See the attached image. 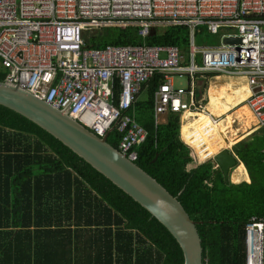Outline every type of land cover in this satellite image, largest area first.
<instances>
[{"label":"trees","instance_id":"trees-1","mask_svg":"<svg viewBox=\"0 0 264 264\" xmlns=\"http://www.w3.org/2000/svg\"><path fill=\"white\" fill-rule=\"evenodd\" d=\"M139 29L88 27L83 40L96 50L189 49L184 26H153L146 38ZM4 79L0 70V82ZM159 80L157 75L149 82V98L135 105V118L148 133L135 163L197 223L204 261L245 264V226L252 217H264V138L234 147L249 184L230 183L212 162L189 169L194 158L181 139L180 116L169 113L155 124ZM120 137L115 130L108 143L118 149ZM183 263L176 240L145 209L50 134L0 106V264Z\"/></svg>","mask_w":264,"mask_h":264},{"label":"built area","instance_id":"built-area-1","mask_svg":"<svg viewBox=\"0 0 264 264\" xmlns=\"http://www.w3.org/2000/svg\"><path fill=\"white\" fill-rule=\"evenodd\" d=\"M101 26H137L142 37L153 26H184L191 62L184 65L174 46L88 48L84 30ZM200 29L220 35L221 44L197 47ZM0 67L3 82L66 113L99 138L116 130L117 150L135 163L148 133L128 113L157 75L162 81L154 95L156 122L173 113L193 121L203 117L207 132L221 126L226 115L212 114L205 99L196 100L198 78L213 75L246 81L245 104L264 127V0H0ZM182 77L189 80L187 90L174 85ZM244 247L245 264H264V217L249 219Z\"/></svg>","mask_w":264,"mask_h":264},{"label":"water","instance_id":"water-1","mask_svg":"<svg viewBox=\"0 0 264 264\" xmlns=\"http://www.w3.org/2000/svg\"><path fill=\"white\" fill-rule=\"evenodd\" d=\"M223 42L230 45L239 43V40L224 39ZM0 106L50 134L145 209L176 240L183 253V264L203 263L197 223L190 218L177 197L112 147L108 136L99 138L66 113L17 85L0 82ZM214 161L225 175L236 165L235 158L226 150L217 154Z\"/></svg>","mask_w":264,"mask_h":264},{"label":"crops","instance_id":"crops-1","mask_svg":"<svg viewBox=\"0 0 264 264\" xmlns=\"http://www.w3.org/2000/svg\"><path fill=\"white\" fill-rule=\"evenodd\" d=\"M149 34H150V31H149ZM149 34L147 36H149ZM196 34L197 36L200 35L201 37H203V40L200 44L196 43L197 42ZM196 34H195V45L199 48L205 47V46H219L221 44L220 35L212 36L208 34L207 32H205L204 29L198 30V33ZM146 37H143V38H146ZM141 46H149V45H141ZM180 50H181V54L183 55V64L189 65L191 62V56H192L191 48H190V33H189V49L187 50V52L183 51V49H180ZM0 70L4 72L1 69V67H0ZM149 82L143 87L139 96L137 97L136 103L133 105V107L130 110L131 114L128 113V115L132 117L136 122L137 120L134 115V110L136 107L135 105L149 98L147 97V91L149 89L148 88ZM160 82L161 81L159 80L155 93L158 90ZM174 85L176 88H183V87L176 86L175 81H174ZM187 88H189V80H188ZM195 93H196L197 101L202 100V98L203 99L206 98L205 100L208 103L207 107H208L209 112L215 115H219V116L226 115V119H224V122L221 124V126L217 128V130L216 128L214 130L208 129L209 130L208 132L206 131V127L208 126L204 122L203 124L204 128L202 130L204 135H208L210 132L212 133L214 132L215 134L218 135V137H221V142L215 145L214 147H211L210 142L212 140L206 143V141H204V138L202 139L199 133H198L199 134L198 136H196L197 134H194L196 129L194 128V126H192L193 120H187L186 118L180 117L181 118L180 119L181 120V139L191 149L192 156L194 158V162L191 165H189L188 168L192 169V168H196L197 166L201 164L212 162L214 164V168L216 169L217 165L214 161V157L217 154L226 150L235 158L236 165L228 171L227 175H225L222 172V170L220 171L224 174L225 177H228L230 183L232 184H235V185H238L241 183L249 184L251 182L249 173L244 163L235 154L234 147L243 141H251L252 139H263L264 138V127H260L257 124V121L254 119L253 114L251 113V111L248 109V107L245 104V100L249 94L246 81L242 78H237V77L230 78L226 76L208 75L205 78H198L196 88H195ZM143 94L145 95V99L140 100ZM205 94H206V97H205ZM212 99L214 100V102L212 101ZM216 102L218 103L217 108L215 107ZM153 106H154V96H153ZM167 114L160 116L158 118V121L156 122V117L154 113L155 124H158L159 122H165ZM228 120L229 121L233 120L235 121V123L231 124V122L229 123ZM138 124L145 129L143 125H141L140 123ZM186 126H189V130H190L189 133L191 136L190 141H192L189 143L184 138L185 137L184 128ZM224 128H226L225 133H224V130H225ZM201 153L205 155L202 156ZM244 251H245V247H244Z\"/></svg>","mask_w":264,"mask_h":264},{"label":"bare ground","instance_id":"bare-ground-1","mask_svg":"<svg viewBox=\"0 0 264 264\" xmlns=\"http://www.w3.org/2000/svg\"><path fill=\"white\" fill-rule=\"evenodd\" d=\"M217 114V113H216ZM201 119L200 120H196V121H193L192 122V126H194V128L196 129V131H195V133L194 134H197L196 136H198L199 134L201 135V137H202V139L204 138V141H206V143L207 142H210L211 140V142H210V146L211 147H214L215 145H217L218 143H220L221 142V137H218V135L217 134H215L214 132L212 133V132H210L208 135H204L203 134V128H204V126H203V121H202V119H203V117H200ZM229 121V120H228ZM247 122V121H246ZM228 124V123H227ZM191 126V125H190ZM226 127V126H225ZM227 128V127H226ZM226 128H224V129H226ZM220 129V128H219ZM217 130V129H216ZM189 126H186L185 128H184V134H185V139L187 140V142L189 143V142H192V141H190V139H191V136H190V133H189ZM199 133V134H198ZM207 133V132H206ZM198 139V138H197ZM196 141V140H195ZM193 144H194V142H193ZM233 144V143H232ZM199 145V144H198ZM202 154V153H201ZM203 155H205V154H202V156Z\"/></svg>","mask_w":264,"mask_h":264},{"label":"rangeland","instance_id":"rangeland-1","mask_svg":"<svg viewBox=\"0 0 264 264\" xmlns=\"http://www.w3.org/2000/svg\"><path fill=\"white\" fill-rule=\"evenodd\" d=\"M196 38H197V44H200L201 42H202V40H203V37H201L200 35H198L197 36V34H196ZM175 83H176V86H178V87H183L184 89H186L187 87H188V80H187V77H184V78H182V79H178V78H176V80H175ZM188 89V88H187ZM205 97H206V94H205ZM198 98V97H197ZM143 99H145V95L143 94L142 96H141V98H140V100H143ZM206 99V98H205ZM212 101L214 102V100L212 99ZM220 103V102H219ZM217 105H218V103L216 102V105H215V107L217 108Z\"/></svg>","mask_w":264,"mask_h":264}]
</instances>
